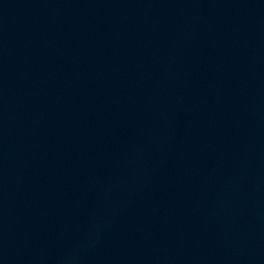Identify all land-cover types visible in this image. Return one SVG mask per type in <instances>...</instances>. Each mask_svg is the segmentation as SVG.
Listing matches in <instances>:
<instances>
[{
	"label": "water",
	"instance_id": "1",
	"mask_svg": "<svg viewBox=\"0 0 264 264\" xmlns=\"http://www.w3.org/2000/svg\"><path fill=\"white\" fill-rule=\"evenodd\" d=\"M0 264H264V0H0Z\"/></svg>",
	"mask_w": 264,
	"mask_h": 264
}]
</instances>
